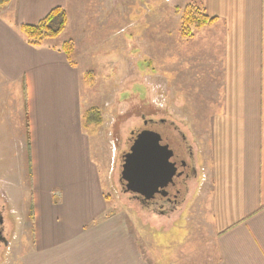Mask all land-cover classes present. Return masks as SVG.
Wrapping results in <instances>:
<instances>
[{"label":"crops","instance_id":"crops-1","mask_svg":"<svg viewBox=\"0 0 264 264\" xmlns=\"http://www.w3.org/2000/svg\"><path fill=\"white\" fill-rule=\"evenodd\" d=\"M88 1L10 0L0 10V139L4 126L21 129L25 118L22 138L6 143L18 151L19 173L3 174L0 192L21 204L27 215L22 220L28 217L30 223L18 247L15 234L9 239L14 253L8 249L5 264H180L185 237L170 242L172 252L164 254L166 245L152 232L153 244L144 249L126 214L110 213L101 164L95 160L98 151L84 130V72L60 49L66 39L82 40L85 30L91 40L94 28L87 17L97 26L111 11L102 4L90 12ZM181 2V7L197 2L217 18L189 38L180 36V13L170 11L166 24V29L172 24L166 49L176 56L173 66L185 70L187 90L195 83L198 87L197 110L188 109L184 94L181 105L171 101L169 111L184 123L200 185L190 182L180 210L150 215L157 218L156 227L166 225V233L187 219L182 227L189 233L188 212L198 197L193 221L212 243L206 264H264V0ZM55 7L67 11L66 28L42 46L28 44L20 26L39 22ZM73 17L80 22L74 24ZM152 31L159 32L157 27ZM154 57L158 64L155 52ZM26 169L31 175L28 206L20 193L26 175L20 170Z\"/></svg>","mask_w":264,"mask_h":264},{"label":"rangeland","instance_id":"rangeland-1","mask_svg":"<svg viewBox=\"0 0 264 264\" xmlns=\"http://www.w3.org/2000/svg\"><path fill=\"white\" fill-rule=\"evenodd\" d=\"M156 3L159 6H156ZM176 3L174 5L168 0H89L85 4L90 12L99 9L102 4L104 9L109 7L111 11L101 20L96 19L99 23L97 26L90 17H87L89 26L94 28L93 37L87 42L89 35L85 28L81 27L85 30L84 37L79 36L82 40L75 41L72 38L76 52L73 53L72 59H75L80 70L84 72L81 84L87 110L97 108L101 113V122L99 124L84 122V130L91 138V144L98 151L95 160L96 163L101 164L105 193L111 203L110 213L126 214L131 232L137 236L144 249L150 248L153 244L152 232L166 245L164 254L172 252L170 242H180L185 237L178 250L182 252V256L184 255L181 256L180 264H206L212 251V243L208 235L204 236L206 232L204 233L202 227L193 221L195 209L199 206L198 197L191 212H188L191 225L189 233L185 226L182 227V224H189L187 219H180V222L166 233V225L161 223L156 227L157 218L152 219L151 211L142 210L138 202L130 199L132 192L127 193L121 182L122 157L130 148L131 132L143 126L142 114L151 116L153 100H158L159 104L166 103L169 108L171 101L174 103L173 99L175 103L181 105L180 102L183 101L185 94L188 109L193 112L198 107L196 83L187 90L189 82L186 80L185 70L182 67L180 71L176 69L172 64L176 56L167 54V34L172 35V24H169V30L166 29L168 22L172 20L168 13L172 11L173 15L174 12H178L177 9L183 8L180 6L181 0H177ZM181 17L182 13L180 26ZM79 22V19L73 17L74 24ZM156 27L159 32L152 31ZM200 29L202 28L194 29V34L196 35ZM67 36H61L59 41ZM180 36L186 37L181 33ZM156 37L159 39L158 44ZM190 50H193V44ZM179 51H181L180 47ZM154 52L158 56V64ZM173 88H175V97L172 95ZM180 109L184 113V109ZM169 110L171 111L170 108ZM17 122L20 123L21 120ZM24 122L23 116L21 129L16 125L3 127L6 135L0 139V177L8 172L19 173L18 151L6 143L11 142L14 137L22 138ZM186 128L188 130V124ZM193 129L197 133V127ZM20 173L26 174L20 193L28 206L32 201L29 189L31 175L27 169L20 170ZM194 183L200 185V182L194 181ZM5 193L0 192V197H3V201L16 212L11 234L13 237L15 234V239L18 237L14 243L15 247H18L19 242L24 239L23 233H29L30 223L28 217L22 220V216L27 215L23 214L21 204L17 205L9 197L6 198L7 193L6 196ZM157 228L165 231H156ZM13 247L9 249L10 253H14ZM6 261L7 259L4 258V263Z\"/></svg>","mask_w":264,"mask_h":264},{"label":"flooded vegetation","instance_id":"flooded-vegetation-1","mask_svg":"<svg viewBox=\"0 0 264 264\" xmlns=\"http://www.w3.org/2000/svg\"><path fill=\"white\" fill-rule=\"evenodd\" d=\"M164 107L165 109H163ZM171 114L166 103L159 104L158 100H153L151 116L141 115L143 126L137 130H132L129 139L130 147H132L140 132H155L160 136L161 143L168 146L170 150L172 162L176 165L177 170L167 186L164 188L159 187L150 198H147L144 194L134 192L131 193L130 197V199L138 202L142 209L155 211L161 215H168L180 210L187 203L190 182L192 180L200 182L194 152L182 130L184 123L174 120ZM174 139L177 144H174ZM129 150L130 148L127 151ZM121 182L128 193L129 190L125 181L121 179ZM15 213L0 198V264H4L6 252L12 244V240L9 239L12 237L11 227L13 228Z\"/></svg>","mask_w":264,"mask_h":264},{"label":"water","instance_id":"water-1","mask_svg":"<svg viewBox=\"0 0 264 264\" xmlns=\"http://www.w3.org/2000/svg\"><path fill=\"white\" fill-rule=\"evenodd\" d=\"M159 137L155 132H140L123 155L121 174L128 190L147 198L166 187L177 170L168 146Z\"/></svg>","mask_w":264,"mask_h":264},{"label":"trees","instance_id":"trees-1","mask_svg":"<svg viewBox=\"0 0 264 264\" xmlns=\"http://www.w3.org/2000/svg\"><path fill=\"white\" fill-rule=\"evenodd\" d=\"M10 0H0V10L6 6ZM177 13H182L180 31L187 38L194 35V29L209 25L217 18L209 16L203 7L197 2H189L182 9H177ZM68 22L67 11L63 7H55L44 18L34 24H22L20 31L27 43L32 46H42L48 39L58 37L66 28ZM72 62L75 45L72 38L66 39L60 46ZM102 120L100 110L91 108L84 114L85 123H100ZM29 121L26 119V136L29 144Z\"/></svg>","mask_w":264,"mask_h":264}]
</instances>
